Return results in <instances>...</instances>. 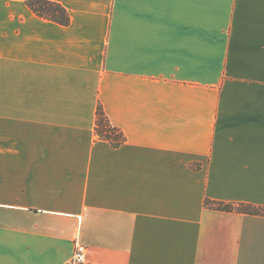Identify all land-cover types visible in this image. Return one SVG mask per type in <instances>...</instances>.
I'll list each match as a JSON object with an SVG mask.
<instances>
[{
    "label": "crops",
    "instance_id": "crops-1",
    "mask_svg": "<svg viewBox=\"0 0 264 264\" xmlns=\"http://www.w3.org/2000/svg\"><path fill=\"white\" fill-rule=\"evenodd\" d=\"M54 1L0 0V264H264L205 203L264 207V0Z\"/></svg>",
    "mask_w": 264,
    "mask_h": 264
},
{
    "label": "trees",
    "instance_id": "trees-1",
    "mask_svg": "<svg viewBox=\"0 0 264 264\" xmlns=\"http://www.w3.org/2000/svg\"><path fill=\"white\" fill-rule=\"evenodd\" d=\"M27 6L38 16L55 21L61 25H69L71 17L61 3L54 0H26ZM95 133L100 139L108 140L112 146L119 147L126 139L121 129L114 126L106 115L101 104L96 111ZM205 203L219 210H237L250 214H263L264 207L250 203H225L206 199Z\"/></svg>",
    "mask_w": 264,
    "mask_h": 264
},
{
    "label": "built area",
    "instance_id": "built-area-1",
    "mask_svg": "<svg viewBox=\"0 0 264 264\" xmlns=\"http://www.w3.org/2000/svg\"><path fill=\"white\" fill-rule=\"evenodd\" d=\"M68 264H88V247L76 240L74 253Z\"/></svg>",
    "mask_w": 264,
    "mask_h": 264
}]
</instances>
